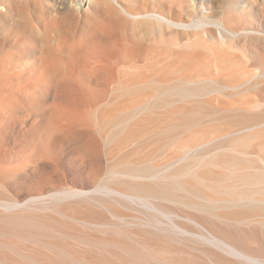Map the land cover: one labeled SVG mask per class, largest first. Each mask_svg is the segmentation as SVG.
Returning <instances> with one entry per match:
<instances>
[{"label":"bare ground","instance_id":"6f19581e","mask_svg":"<svg viewBox=\"0 0 264 264\" xmlns=\"http://www.w3.org/2000/svg\"><path fill=\"white\" fill-rule=\"evenodd\" d=\"M197 1L0 0V264H264V0ZM67 147L94 193L44 185Z\"/></svg>","mask_w":264,"mask_h":264},{"label":"rangeland","instance_id":"374dc122","mask_svg":"<svg viewBox=\"0 0 264 264\" xmlns=\"http://www.w3.org/2000/svg\"><path fill=\"white\" fill-rule=\"evenodd\" d=\"M139 5H144L147 4L144 1L139 2ZM118 8H122V5H125L124 3L121 4H117ZM237 5H239L241 7V10L246 12L245 10H248V12L250 11L252 12V21H254L255 26H253L255 32L257 33L258 36L264 38V20L262 19L261 13L259 11V8L257 7L256 4L251 6L249 5L248 0H199L197 1V8L199 9V15L202 14H206V15H213L216 18L222 17L224 15V13L231 9L233 6L236 7ZM208 9H207V7ZM212 7V8H210ZM245 9H244V8ZM249 7V8H248ZM254 7V8H253ZM129 25V29L134 28L136 26L135 23L133 22H128ZM261 66H264V60L262 62H258ZM252 68H256L255 65L252 66ZM51 100L49 99L47 102L49 103ZM20 118H23L26 120L27 123H31V118L25 114V115H21ZM10 137L7 138V140L9 142L12 141L13 136L14 135H9ZM71 150V151H70ZM72 148H64L61 153L58 154V158H59V164H60V169L61 172L59 171V167L58 170L54 169V167H49L47 168V175L49 176L45 178L44 180V185L46 187H50L53 182H55L58 178L64 176L65 177V183H67L68 187H75V188H79V189H84L89 192V193H94L95 189L97 188V186L95 187L94 184L97 183V181L99 179L104 178L103 172V166L101 164H88V163H84L82 160V157L79 156L74 150L72 152ZM215 153H219V150L213 152V154ZM102 169V170H101ZM57 170V172H56ZM53 173H51V172ZM58 172L60 174H58ZM49 173V174H48ZM57 173V174H56ZM53 174V175H51ZM26 175V176H25ZM32 176H30L28 173L22 174L21 176H19L18 181L23 185H17L12 187L11 191L12 193H18L20 196H26L30 191V187H28L27 185L32 183V180L30 181ZM51 179V180H50ZM49 180V181H48ZM30 181V183H29ZM96 185V184H95ZM18 187V188H17ZM93 187V188H92ZM30 188V189H29ZM99 194V193H97ZM104 195V194H101ZM130 205L133 207L132 209H124V212L126 213L125 217H127L126 219H118L114 217V220L120 222L123 225H130L129 223H127V221H134L133 216L134 215H141V213L138 211V209H144L147 211H150L153 209H151L148 205L146 206V204H144L142 201H130ZM183 213V212H182ZM178 215V216H171V215H165V214H158L162 220L165 222L166 225L173 226V219H177L180 220L181 222H186L189 224H193L195 226L194 232L192 233H185V231H181V229L174 227V229L176 231H178L179 233L191 237L193 239H202V241H207L206 238H202L201 234H203V232H207L206 230H204L202 227L194 224V222H192L191 220H189V218H187L184 214ZM132 216H131V215ZM130 215V216H129ZM184 232V233H183ZM208 244H211V242H209ZM213 245V244H211Z\"/></svg>","mask_w":264,"mask_h":264}]
</instances>
